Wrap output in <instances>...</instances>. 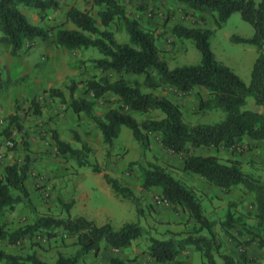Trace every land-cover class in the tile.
<instances>
[{
  "label": "rangeland",
  "instance_id": "1",
  "mask_svg": "<svg viewBox=\"0 0 264 264\" xmlns=\"http://www.w3.org/2000/svg\"><path fill=\"white\" fill-rule=\"evenodd\" d=\"M56 1L57 5L45 12L23 4L18 8L31 23L45 29L74 27L66 19V13L71 7L88 10L97 19L99 27L104 28L97 17L99 7L92 6L91 0ZM119 1L130 17L138 19L146 30L154 34L159 55L169 68L200 62V53L194 42L174 37L171 33L172 25L182 20L203 26L202 22L208 20L209 27L213 29L210 47L216 59L229 66L245 84H249L257 52L252 45L232 40L233 35L249 38L253 34V27L242 19L239 12H233L221 27H216L211 14L194 12L186 4L174 3L173 0ZM254 1L258 3L260 0ZM109 29L118 42L130 43L121 22H114ZM101 57L95 48L68 49L56 45L51 37L36 39L28 49L22 48L15 55L10 53L8 44L0 41V173L8 164L27 161L30 170L26 184L30 189V202L34 206L32 209L25 202L19 203L14 214L5 212L7 227L13 229L32 222L40 215L65 217L66 211L61 201L69 203L73 200L69 209L71 216H84L97 225L109 222L115 229L125 222H138L146 229V233L132 241L129 247L112 249L102 243L97 254L90 252L80 256L79 264H108L111 256L126 260V264H160L149 254V238L163 239L171 236L178 239L182 234L196 231L197 225L187 219L181 207L166 203L159 188H142V166L151 162L166 168L194 191L203 213L214 223L213 228L221 244L220 254L229 256L233 260L232 264H264V248L258 245L257 239L251 240L252 235L243 225L254 226L256 223L253 218L255 207L252 193L245 191L241 185L224 192L207 183L204 178L182 170L185 154L164 149L157 132L149 134V148L142 151L131 130L121 126L112 145L108 146L90 115L84 112L75 114L72 111L69 106V85L72 81L77 82L74 97L85 95L84 86L79 82L92 75H100L91 60ZM108 75L111 78L118 77L113 72ZM122 76L129 82L136 79L142 83L143 80L142 76L130 73ZM50 88H58L63 99L51 96L48 91ZM142 90L152 91L145 86H142ZM152 92L163 94L177 103L183 120L189 124L214 123L225 116L221 109L200 107V100L208 98V92L203 87H196L184 95L168 86ZM86 97L92 100L91 95ZM119 103L116 95L106 93L93 100L91 114L103 116L108 109L117 107ZM252 106L250 103L244 108ZM125 112L132 114L138 121L163 117L158 111L140 113L125 108ZM51 121H57L55 124L60 122L59 131L49 125ZM53 131L75 148H80L81 142H85L91 149L87 154L89 162L98 163L101 172L95 173L91 166H80L75 158L59 153L52 138ZM75 133L79 141L75 140ZM193 153L215 154L223 161L239 159L245 172L264 179V141L252 142L245 138L233 148L199 147ZM104 173L117 178L122 185L133 191L139 198L142 209L140 215L132 201L112 191L103 179ZM228 212L232 213L235 225L225 231L222 223ZM55 232L56 235L50 238L44 231L23 237L9 252L22 256L34 254L50 264L55 262L58 253L74 255L78 249L75 237L69 236L61 228ZM0 246L7 244L3 241ZM179 258L190 264H210L194 245H188ZM214 258L217 264H224L221 256L215 255Z\"/></svg>",
  "mask_w": 264,
  "mask_h": 264
},
{
  "label": "trees",
  "instance_id": "2",
  "mask_svg": "<svg viewBox=\"0 0 264 264\" xmlns=\"http://www.w3.org/2000/svg\"><path fill=\"white\" fill-rule=\"evenodd\" d=\"M189 6L192 11L211 14L216 27H221L233 12H239L242 19L253 27L249 38L233 35L232 40L255 47L257 55L253 62L250 82H245L227 65L217 60L210 47L213 29L202 26H188L176 23L171 33L178 39H191L200 53V62L169 68L167 62L159 55L155 36L146 30L138 19L130 17L119 0H91L92 6L99 7L97 19L88 11L71 7L66 13L67 21L74 27L61 26L43 28L29 21L18 8L20 4L45 12L57 5L56 0H0V41L10 46V53L15 55L22 48L28 49L36 39L52 38L59 46L68 49L95 48L102 55L92 59L100 75L80 81L84 86V94L74 97L77 82L69 85V106L75 114L84 112L91 116L97 125L103 141L111 146L121 126L131 130L133 138L139 143L142 151L149 148V134L157 132L161 146L172 153H184L182 170L204 178L224 192L241 185L245 191L254 195V226L243 224L252 239L264 248V179L255 177L242 168L239 159L223 161L215 154H195L193 150L203 148H233L243 139L264 141V0H173ZM121 22L129 36L130 43L118 42L109 29L114 22ZM61 25V24H60ZM118 75L111 78L108 73ZM130 73L142 76L129 82L122 74ZM142 86L152 91L164 87H172L179 94H188L195 87H203L208 98L200 100L201 108H218L224 111L222 120L214 123L189 124L182 118L180 106L163 94L152 91L145 92ZM51 96L63 99L58 88H50ZM112 93L118 97L119 105L108 109L103 116L92 115L93 100ZM86 95H91L92 100ZM252 97L262 112L246 109L247 97ZM125 108L140 113L158 111L163 114L159 118H146L138 121ZM75 140L79 136L75 133ZM59 153L75 158L78 165H89L95 173L101 172L98 163H90L87 154L90 147L81 142L75 148L70 142L59 138L56 132L52 136ZM29 164L13 162L6 165L0 173V244L3 241L16 245L25 237L35 232L46 233L47 237L56 235L61 228L69 236L75 237L78 249L72 256L57 254L53 264H79V257L90 252L97 254L100 245L112 249H123L132 241L142 237L146 229L138 222H125L115 229L109 222L97 225L84 216H71L69 203L61 201L66 216L57 218L49 215L37 216L32 222L24 223L9 229L5 221V212L13 211L17 204L30 202V190L26 184ZM144 189L157 187L162 199L173 207H181L187 219L197 225L196 231L182 234L180 238L168 237L158 239L150 237L149 254L160 264H190L179 255L188 245L200 251L210 264H217L214 256L219 255L224 264H232V259L219 252L221 247L214 231V223L203 213L199 198L194 191L176 179L163 166L147 162L142 166ZM103 179L112 191L122 198L129 199L135 205L138 215L142 213L139 198L133 191L122 185L117 178L107 173ZM235 219L228 212L222 227L225 231L233 227ZM247 243H249L247 241ZM0 262L6 264H50L34 254L25 256L7 252L0 248ZM108 264H126V260L111 256Z\"/></svg>",
  "mask_w": 264,
  "mask_h": 264
},
{
  "label": "crops",
  "instance_id": "3",
  "mask_svg": "<svg viewBox=\"0 0 264 264\" xmlns=\"http://www.w3.org/2000/svg\"><path fill=\"white\" fill-rule=\"evenodd\" d=\"M174 3H178V4H180L181 2H179V1H174ZM190 8V7H189ZM191 9V8H190ZM192 10V9H191ZM177 23H179V24H184V25H188V26H202V25H196V24H192V23H189V21L188 22H186V21H180V22H177ZM202 24H203V26L202 27H209V22H208V20H205V21H203L202 22ZM197 87H199V86H197ZM196 88V87H195ZM194 88V89H195ZM253 99V98H252ZM55 101H57V99L55 98ZM253 104V106L251 107V108H248V109H251V110H254V111H258V112H262V108L259 106V105H256L255 104V102H254V99L253 100H251V97L249 96V97H247V99H246V104H245V106L246 105H248V104ZM247 109V108H246ZM55 120H56V118H55ZM57 121H51V123H49V125L53 128V129H57V131H59V128H60V126H61V124H60V122H58L57 124H55ZM57 125V126H56ZM49 127V126H48ZM53 132H56V131H53ZM53 132H52V136H53ZM30 190V189H29ZM12 214H14V210L13 211H11V215ZM16 228V227H15ZM24 238H25V236H24ZM22 240V239H21ZM5 243H6V241H4ZM20 243V242H19ZM7 244V246H0V248H2V249H4V250H6L7 252H9V250H10V248L11 247H16L17 245H10V244H8V243H6ZM2 263H4V262H0V264H2Z\"/></svg>",
  "mask_w": 264,
  "mask_h": 264
}]
</instances>
